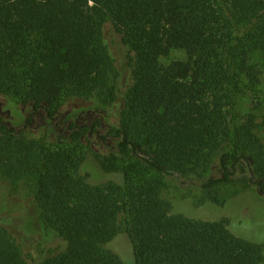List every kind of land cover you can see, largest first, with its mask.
<instances>
[{"label": "trees", "instance_id": "obj_1", "mask_svg": "<svg viewBox=\"0 0 264 264\" xmlns=\"http://www.w3.org/2000/svg\"><path fill=\"white\" fill-rule=\"evenodd\" d=\"M173 50L186 58L162 61ZM263 82L264 0H0V96L31 107L28 128L41 109L53 119L92 100L90 130L110 119L119 139L94 153L114 179L92 184L81 172L88 125L72 122L53 143L0 117V180L29 190L23 210L0 201V264H125L124 236L135 264H264V242L227 218L173 213L165 194L191 180L197 191L183 198L197 206L225 205L241 191H218L236 181L264 195ZM32 221L49 234L33 237ZM53 239L61 244L46 250Z\"/></svg>", "mask_w": 264, "mask_h": 264}, {"label": "rangeland", "instance_id": "obj_2", "mask_svg": "<svg viewBox=\"0 0 264 264\" xmlns=\"http://www.w3.org/2000/svg\"><path fill=\"white\" fill-rule=\"evenodd\" d=\"M107 41L113 53L119 57L122 62L127 61L125 49L121 47L119 39L111 32L107 31ZM186 58V54L182 50H173L168 57L162 58V61L167 62L171 59ZM133 76L129 70L123 71L122 78H119L118 83L121 91H125L132 84ZM118 85V86H119ZM255 100L257 101L260 111L256 123V134L260 137L264 144V82L254 92ZM90 105L93 101L82 102L76 105L75 110H68L69 107L62 110V114H58L53 119L47 118V113L41 109L33 116V124L29 128L25 125L28 116L31 114L30 106H20L14 104L10 99L0 96V117L12 128L16 130H27L34 137H45L49 141L56 143L59 136H67L68 126L72 122L81 125L89 126V133L83 139V155L85 160L81 166L82 174L89 175V181L92 184H100L114 179V176L105 172L94 153L107 155L117 150L118 138H114L109 133L110 119L104 120V126H97V131H91L90 126L94 119V114ZM63 115V116H62ZM112 121V120H111ZM105 136V138H103ZM82 156V153H81ZM249 176V172L240 170L237 174V179ZM116 176V175H115ZM117 177V176H116ZM119 178V176L117 177ZM174 183V184H173ZM197 187L191 180L182 183L170 182L166 188L165 194L173 203V213H181L191 218L217 220L227 218L229 220L230 230L238 236L254 242H264V195L259 193L257 187H246L245 181H236L219 189L218 194L224 199L229 197L236 191H241L238 196L232 197L223 205L207 203L197 206L192 198H183L189 193L195 194ZM29 192L28 187L24 182L14 183L10 180H0V201L3 205L13 207L28 208L27 201L24 195ZM27 218V217H26ZM31 235L36 238L44 237L49 234L41 225L30 223ZM61 241L56 239L50 240L46 245V250H55ZM119 251L118 254L122 257L125 264H135L131 243H126L125 236L119 237L115 243ZM31 246L29 245V248ZM129 250V251H128Z\"/></svg>", "mask_w": 264, "mask_h": 264}]
</instances>
